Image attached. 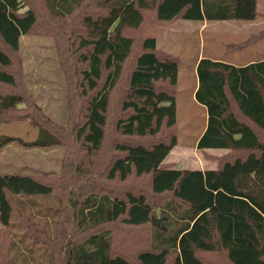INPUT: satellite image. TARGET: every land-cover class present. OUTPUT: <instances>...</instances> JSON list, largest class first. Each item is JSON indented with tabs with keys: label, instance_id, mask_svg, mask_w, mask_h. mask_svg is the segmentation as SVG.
I'll return each mask as SVG.
<instances>
[{
	"label": "trees",
	"instance_id": "obj_1",
	"mask_svg": "<svg viewBox=\"0 0 264 264\" xmlns=\"http://www.w3.org/2000/svg\"><path fill=\"white\" fill-rule=\"evenodd\" d=\"M25 1L29 3L0 0V84H16L15 74L8 70L13 53L20 36L30 33L38 20L33 7L21 11ZM83 2L44 0L49 16L62 22ZM97 2L105 12L85 15V33L74 42L82 65L77 82L86 100L75 137L88 153L100 151L111 110L117 106L112 125L121 139L114 144L116 154L106 165V177L125 182L146 176L152 194L169 198L157 212L142 191L127 190L121 196L90 191L77 197L72 233L80 235L61 243L64 264H264V58L242 66L206 57L197 61L194 98L205 107L207 119L196 146L230 151L217 158L214 169L173 168L163 162L177 143L173 131L179 62L157 50L155 37L142 35L145 28L177 19L253 21L259 15L257 0ZM148 11L153 14L149 20ZM261 38L264 28L244 43L229 45V51ZM136 46L133 66L127 69ZM25 102L21 93H0V114ZM38 126L31 141L0 135V149L12 142L27 147L58 142L56 133ZM164 132L166 137L160 139ZM53 191L51 182L31 175H0V225L9 226L15 198ZM116 221L150 227L149 246L133 259L115 253L112 232L102 228ZM28 230L36 242L48 243L44 233ZM7 247L6 241L0 243L2 256Z\"/></svg>",
	"mask_w": 264,
	"mask_h": 264
},
{
	"label": "rangeland",
	"instance_id": "obj_2",
	"mask_svg": "<svg viewBox=\"0 0 264 264\" xmlns=\"http://www.w3.org/2000/svg\"><path fill=\"white\" fill-rule=\"evenodd\" d=\"M25 3L21 11L33 7L38 20L30 33L20 36L19 48L13 53V63L8 70L15 74L16 84H0V93H21L26 102L0 114V135L31 141L39 133L38 125H42L56 133L59 140L42 147L12 142L0 149V175H31L54 186V191L48 195L13 200L14 216L9 226L0 225V243L6 241L8 245L3 256L0 250V260L4 264H64L61 243L80 235L77 231L72 233V204L77 197L90 191L110 196H121L127 190L142 191L158 212L169 196L152 194L146 176H132L125 182L106 177V165L116 154L114 144L121 139L112 125L119 114L117 106L111 110L105 145L100 151L88 153L75 137L76 127L83 120L86 100L77 82L82 65L77 61L78 50L74 42L85 33L82 18L85 15L95 17L105 10L99 8L97 0H84L78 11L62 22L49 16L44 0ZM257 10L259 15L253 20L256 22L254 26H244L236 20L177 19L170 25L148 27L143 31V36L155 37L160 53L176 57L179 62L173 131L177 143L164 159L165 166L201 170L216 168L217 158L229 153L228 149H199L196 146L205 129L207 113L194 98L197 87L195 66L202 57L238 64L264 58V38L242 50L229 51L228 48L244 43L263 30L264 0H257ZM152 17L151 11L146 12L147 20ZM168 29L176 31L170 38L165 36ZM136 34L137 31L131 33ZM138 50L139 46L133 49L127 69L133 66ZM123 88L121 85L116 92L117 98ZM165 137L164 132L159 138ZM79 165L83 167L77 170ZM30 227L44 233L48 243L32 239L28 232ZM102 228L112 232L113 251L130 259L138 250L149 246L148 225L131 227L123 221H116Z\"/></svg>",
	"mask_w": 264,
	"mask_h": 264
},
{
	"label": "crops",
	"instance_id": "obj_3",
	"mask_svg": "<svg viewBox=\"0 0 264 264\" xmlns=\"http://www.w3.org/2000/svg\"><path fill=\"white\" fill-rule=\"evenodd\" d=\"M242 22V24H244V26H254V25H256V22L255 21H252V22H248V21H241ZM176 31H174V30H172V29H168L166 32H165V36L167 37V38H170V37H172V35L175 33ZM173 41V40H172ZM200 59V58H199ZM198 59V60H199ZM253 61H256V60H253ZM253 61H249V62H246V63H244V64H238V63H233V62H231V64H234V65H236V66H242V65H246V64H248V63H250V62H253ZM230 63V62H229ZM208 169H214V168H208Z\"/></svg>",
	"mask_w": 264,
	"mask_h": 264
}]
</instances>
